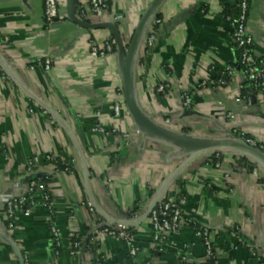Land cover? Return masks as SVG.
Segmentation results:
<instances>
[{
  "label": "crops",
  "instance_id": "1",
  "mask_svg": "<svg viewBox=\"0 0 264 264\" xmlns=\"http://www.w3.org/2000/svg\"><path fill=\"white\" fill-rule=\"evenodd\" d=\"M59 1L65 19L47 25L44 0H0V264H22L19 254L23 264H183V257L186 264H264V158L234 133L264 144V99L241 72L217 85L224 66L239 59L221 0H108L104 17L87 15L95 28L68 20L67 0ZM249 3L247 31L261 61L264 0ZM150 8L132 69L144 126L120 95V52L93 58L90 50L92 42L115 38L111 26L129 47ZM39 58L50 60L49 70ZM117 100L123 102L118 117ZM36 179L47 184L55 205L58 249L43 205L18 214L12 226L6 219L8 204ZM179 197L187 200L186 222L160 251L147 215ZM118 224L135 236L138 256L104 234L90 244L94 232ZM198 228L209 233L212 260ZM71 233L83 242L76 256Z\"/></svg>",
  "mask_w": 264,
  "mask_h": 264
},
{
  "label": "built area",
  "instance_id": "2",
  "mask_svg": "<svg viewBox=\"0 0 264 264\" xmlns=\"http://www.w3.org/2000/svg\"><path fill=\"white\" fill-rule=\"evenodd\" d=\"M45 2V21L47 25L53 24L55 21L64 20L65 16L60 13L62 3L59 0H44ZM108 10V0H82L78 3V14L81 19L86 18L89 13L98 18L105 16ZM250 3L249 0H241L240 15L236 20L228 18L232 28V42L235 46L236 51L239 53V59L235 66L226 65L223 71L217 78V85L226 86L231 78L237 73L241 72L247 79L250 88L259 93L264 99V60L259 61L253 51L254 42L252 36L247 31V22L249 17ZM156 25L161 24V20H156ZM155 33L149 37L147 46H151L155 39ZM116 46L115 40L108 41L102 46L95 42L91 43V56L93 58L104 57L114 51ZM36 63L43 65L47 70L51 67L50 60L37 59ZM202 86H206L203 83ZM159 91H164V86L159 87ZM120 95H122L120 93ZM123 96V95H122ZM185 108H190L193 105V99L188 94L182 95ZM123 102L116 101L114 112L118 117L122 111ZM98 132L104 133L105 131L101 128L95 129ZM238 142L243 143L249 147L255 148L256 150L264 154V144H261L248 136L245 132L234 130ZM39 163V158H34L29 162L27 170L33 172L34 167ZM253 175L257 176V170L253 171ZM39 194L42 198L40 202H35L33 196ZM39 205H43L47 211V223L50 226L51 235L53 238V244L55 248L62 246V236L59 229L54 224V212L55 205L49 195L47 184L41 180H32L29 183L27 194L17 200L12 201L8 204L6 210V219L10 226L15 222L17 215L21 214L29 216L32 214L33 209ZM187 205V200L184 197H179L169 202H160L149 215V224L151 226V232L153 240L157 248L162 251L166 246L167 235L176 234L180 232L184 225L185 218L183 210ZM104 234L111 238H117L123 240L128 248L131 257H136L139 254L140 249L136 245L135 236L126 224L109 225L96 231L90 239V244H96V236ZM196 236L201 239L203 246L206 250V255L209 259L215 258L214 247L209 239V233L205 228H198L196 230ZM69 240L71 241L72 251L71 255L76 256L80 254L82 249V239L74 233L69 234ZM25 259V258H24ZM183 264L187 261L185 257L182 258ZM102 264V263H97ZM145 264H151L146 262Z\"/></svg>",
  "mask_w": 264,
  "mask_h": 264
},
{
  "label": "water",
  "instance_id": "3",
  "mask_svg": "<svg viewBox=\"0 0 264 264\" xmlns=\"http://www.w3.org/2000/svg\"><path fill=\"white\" fill-rule=\"evenodd\" d=\"M153 14V9L150 8L145 16L142 19V22L140 23L139 27L137 28L135 35L132 39L131 45L129 47H125L118 31L115 29V27L111 26V29L114 32V40L116 42V48L120 52V54L123 57V64H124V78H123V96H124V102L126 104V107L133 117V119L144 126H149V122L144 119V117L141 115L135 94H134V87H133V77H132V69H133V64H134V58H135V53H136V48L137 44L140 40V37L143 32V28L145 24L148 22V20L151 18V15ZM67 18L71 22L77 24L80 27L83 28H95V26H92L88 24L87 22L83 21L78 14V0H67ZM184 142V140H182ZM240 143V142H238ZM240 145L245 146L250 152L260 154L264 158V154L255 148L249 147L243 143H240ZM155 205L153 208L149 211L147 217L150 215L151 211L154 209ZM144 218H142L143 220ZM141 221V220H139ZM19 257L21 259L22 264L23 258L22 255L19 254Z\"/></svg>",
  "mask_w": 264,
  "mask_h": 264
},
{
  "label": "trees",
  "instance_id": "4",
  "mask_svg": "<svg viewBox=\"0 0 264 264\" xmlns=\"http://www.w3.org/2000/svg\"><path fill=\"white\" fill-rule=\"evenodd\" d=\"M221 4H222V7H223V14L226 17L231 18L232 20H236L239 17L241 0H221ZM82 20L88 23L87 17L83 18ZM113 40L114 39H111L110 42L113 41ZM116 49H117L116 46H114V51ZM238 57H239V53H238ZM120 93L123 95V91H120ZM213 160H214L213 163H217L219 159H213ZM57 166L61 170H65V167L61 166L59 163H58ZM252 171H254V170H252Z\"/></svg>",
  "mask_w": 264,
  "mask_h": 264
}]
</instances>
